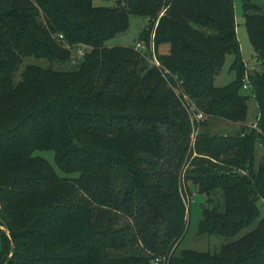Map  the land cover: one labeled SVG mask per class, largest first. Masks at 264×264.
Masks as SVG:
<instances>
[{
    "label": "trees",
    "instance_id": "16d2710c",
    "mask_svg": "<svg viewBox=\"0 0 264 264\" xmlns=\"http://www.w3.org/2000/svg\"><path fill=\"white\" fill-rule=\"evenodd\" d=\"M111 1L0 0V226L10 233L0 264H264V153L253 169L256 143L264 149V0H242L252 72L233 0ZM132 16L146 20L139 42L154 43L162 68L135 45H108ZM28 56L49 64H28L17 80ZM228 56L233 79L219 86ZM169 82L239 131L192 142ZM251 97L258 115L247 128ZM36 151H53L54 164ZM189 162L187 191L207 205L199 233L233 237L258 221L215 253L176 252Z\"/></svg>",
    "mask_w": 264,
    "mask_h": 264
},
{
    "label": "rangeland",
    "instance_id": "374dc122",
    "mask_svg": "<svg viewBox=\"0 0 264 264\" xmlns=\"http://www.w3.org/2000/svg\"><path fill=\"white\" fill-rule=\"evenodd\" d=\"M234 1V7H235V18H236V31L237 36L240 42L241 46V52H242V58L246 64V66L250 69L249 72H252L258 65L256 58L254 56V50L250 43L247 29L245 26V21L243 17V3L242 0H233ZM258 3H260V0H256ZM95 3L98 5H113V1L111 0H95ZM146 25V20L143 17H135L132 16L130 18V24L129 29L127 32L120 34L109 41V46H133L136 45L137 42H139V35L141 34V31ZM165 45L159 46V52L163 53L165 50ZM169 47V46H168ZM76 51L75 57H81L80 54L83 55L84 52L77 51V48L74 49ZM233 57L228 56L226 63L222 69L221 74L217 78V85L222 86L226 83H228L230 80L233 79V73L230 72V65L232 62ZM77 62H72L70 64H57L55 63L53 66L55 68H63V69H71L76 68ZM28 64H37V65H44L47 66L49 63L46 59L42 58H35L34 56H28L23 59V64L19 69V72L17 73L16 79L18 80L21 76V72L24 69V67ZM260 69V67H257ZM247 86H243V92L250 93V91L247 89ZM182 106L185 108L182 101L179 99ZM248 117L246 121V127L250 128V125L255 122L256 117L258 115V107L255 99L253 97L250 98L248 102ZM186 109V108H185ZM200 110V109H198ZM187 111V110H186ZM188 112V111H187ZM189 117V113H187ZM202 121H207V124L200 125L197 127V125L193 126L194 132L191 134V141H195V137L197 136L198 132L204 131L209 133H219V134H236L239 129L241 128V125L237 123H233L230 121L222 120V119H215V118H208L206 119V116ZM198 122V123H200ZM264 153V149L262 145L258 142L255 145V160L253 169L256 172L260 163V160L262 159ZM37 155H40L44 158H46L49 162L54 164V152L53 151H36ZM194 156H197L196 153H194ZM194 168V165L189 162V164L185 167L182 173V187L185 191V201L187 202L188 206V213H187V230L186 234L181 241L178 249L177 254H179L184 249H192L196 251H209L212 253L218 252L221 248V246L227 242L234 241L251 231L255 228L258 221H255L252 225L249 227L244 228L242 231H240L238 234H236L233 237H226L221 234H208V233H199L198 225L200 220L204 218V212L203 209L207 208L206 205V198L205 196L197 193V191L194 189L192 194H189L187 191V186L190 185L193 187V184L185 178L186 171ZM59 174H63L59 172ZM191 203V204H190ZM185 204V205H187ZM202 204H205L204 207H201ZM259 206L261 208V217H264V203L262 201L259 202ZM2 230L6 232V235L9 237V231L6 230L5 227L0 226V254L2 252L3 248V240H2ZM156 261H154L155 263ZM152 263V264H154Z\"/></svg>",
    "mask_w": 264,
    "mask_h": 264
},
{
    "label": "built area",
    "instance_id": "2783aa9c",
    "mask_svg": "<svg viewBox=\"0 0 264 264\" xmlns=\"http://www.w3.org/2000/svg\"><path fill=\"white\" fill-rule=\"evenodd\" d=\"M135 47L140 52H146V53L151 52V58H150L151 63L158 68H162L161 62L158 60L156 56L155 46L153 42H151V45H149V48H148V45L145 44L144 42H138L135 45ZM77 51L78 53L81 51L84 52L83 48L81 47H78ZM80 56H82V54H80ZM165 74H169V72L165 70L163 75L165 76ZM169 84L171 85L170 82ZM244 86H247V84H245ZM171 87L174 89L178 98L182 101L186 110L188 111L190 119H191V123L193 126H195L196 122H200L202 119L205 118V115L196 108L195 104L189 99V97L178 86L171 85ZM184 202L185 204H187V202L185 201V198H184ZM186 206H188V204ZM154 264H159V261L157 260Z\"/></svg>",
    "mask_w": 264,
    "mask_h": 264
},
{
    "label": "crops",
    "instance_id": "0c3cea01",
    "mask_svg": "<svg viewBox=\"0 0 264 264\" xmlns=\"http://www.w3.org/2000/svg\"><path fill=\"white\" fill-rule=\"evenodd\" d=\"M164 48H165V50H166V51H164L163 53H167V52H168V50H169V47H168V45H165V46H164Z\"/></svg>",
    "mask_w": 264,
    "mask_h": 264
},
{
    "label": "water",
    "instance_id": "95a60500",
    "mask_svg": "<svg viewBox=\"0 0 264 264\" xmlns=\"http://www.w3.org/2000/svg\"><path fill=\"white\" fill-rule=\"evenodd\" d=\"M204 206H205V204L201 205V207H204ZM9 236H10V233H9ZM13 248H14V243L12 242L11 250H13Z\"/></svg>",
    "mask_w": 264,
    "mask_h": 264
},
{
    "label": "bare ground",
    "instance_id": "6f19581e",
    "mask_svg": "<svg viewBox=\"0 0 264 264\" xmlns=\"http://www.w3.org/2000/svg\"><path fill=\"white\" fill-rule=\"evenodd\" d=\"M184 194V193H183ZM185 196V195H184ZM191 204V203H190ZM204 210V209H203Z\"/></svg>",
    "mask_w": 264,
    "mask_h": 264
}]
</instances>
